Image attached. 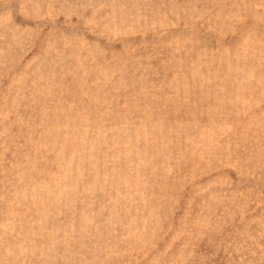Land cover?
Wrapping results in <instances>:
<instances>
[{"label": "rangeland", "instance_id": "obj_1", "mask_svg": "<svg viewBox=\"0 0 264 264\" xmlns=\"http://www.w3.org/2000/svg\"><path fill=\"white\" fill-rule=\"evenodd\" d=\"M0 264H264V0H0Z\"/></svg>", "mask_w": 264, "mask_h": 264}]
</instances>
